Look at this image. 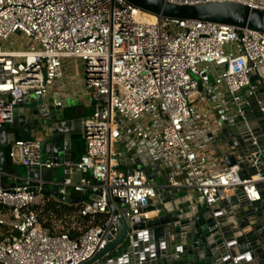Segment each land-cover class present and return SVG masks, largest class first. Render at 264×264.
I'll list each match as a JSON object with an SVG mask.
<instances>
[{
    "label": "built area",
    "instance_id": "obj_1",
    "mask_svg": "<svg viewBox=\"0 0 264 264\" xmlns=\"http://www.w3.org/2000/svg\"><path fill=\"white\" fill-rule=\"evenodd\" d=\"M162 1L236 3L264 11V0ZM15 36L26 40L25 49H15ZM68 60L81 67L93 106L82 124L85 153L78 162L64 164L69 170L63 182L25 178L9 188L1 186L6 173L0 153V264L91 260L105 249L111 232L118 233L109 198L113 204L115 198L125 201L131 226L157 215L144 209L159 188L190 191L208 207L238 191L249 203L261 200L258 184L264 178H243L238 165L227 167L209 134L215 136L224 120H234L229 108L237 106L234 112L243 116L240 98L252 99L264 83L263 33L165 18L126 0H0V130L13 122L15 106L32 96H48L64 79ZM258 104L263 107L264 99ZM56 106L63 108L60 101ZM119 144L131 154L135 167L129 173L123 170ZM7 154L25 168L62 166L43 161L40 139L16 140ZM152 163L168 170L166 184L148 179L142 167ZM76 170L82 178L72 183L69 176ZM49 187L58 188L55 198L66 203L73 194L99 193L98 201L88 198L75 205L82 216L105 215L106 222L79 239L52 233L35 211ZM134 233L131 229L126 237L130 246Z\"/></svg>",
    "mask_w": 264,
    "mask_h": 264
},
{
    "label": "water",
    "instance_id": "obj_2",
    "mask_svg": "<svg viewBox=\"0 0 264 264\" xmlns=\"http://www.w3.org/2000/svg\"><path fill=\"white\" fill-rule=\"evenodd\" d=\"M126 1L147 13L165 18L224 24L264 34V11L241 4L181 6L162 0ZM251 81L255 82L256 78L251 77ZM259 99H264V83L258 84V91L252 99L240 98L243 116L234 112L237 106L229 108V115H236L234 120L223 121L217 139L209 134L227 167L238 165L243 178L258 175L264 178V106H259ZM58 102V97L32 96L14 107L13 122L0 130L3 170L5 147L18 137L26 142L38 137L45 142L46 161L60 162L62 166L50 170L28 167L25 168L26 177L47 183L63 182L68 177L65 171L69 167L64 164L74 162L72 137L81 135L84 138L82 124L88 117L69 120L63 108L56 106ZM7 127L14 132L9 133ZM118 150L122 166L129 169L130 152L123 144H119ZM142 170L152 183L166 184L168 180L167 172L160 170L159 163L142 167ZM69 177L72 183H79L82 173L76 170ZM258 187L260 201L249 203L246 195L238 191L210 207L199 204L197 195L190 191L159 188L156 197L150 199L144 209V212H157V215L134 226L126 218L128 207L125 201L115 198L113 204L109 198V211L117 217L118 233L112 231L105 249L84 264H264V181ZM48 193L59 195L58 188L49 187L42 191L43 195ZM80 197L98 201L100 194L84 192ZM66 201L78 204L77 200L68 198ZM131 229L135 231L134 243L125 245Z\"/></svg>",
    "mask_w": 264,
    "mask_h": 264
},
{
    "label": "crops",
    "instance_id": "obj_3",
    "mask_svg": "<svg viewBox=\"0 0 264 264\" xmlns=\"http://www.w3.org/2000/svg\"><path fill=\"white\" fill-rule=\"evenodd\" d=\"M223 96H224V92ZM49 98L58 97L59 101L63 104V111L64 115H69V118L67 119H81L85 118L81 116L82 114H85L84 110L92 106L89 96L87 95L85 91V87L82 81V70L79 64L75 61L68 60L65 63V69H64V79L61 82H58L55 87L51 90V92L48 94ZM72 101L73 103L77 104L78 106L82 107V109H79V107L75 106V109L73 111H70L69 103ZM7 131L9 133L14 132L10 128H7ZM17 134V132H15ZM79 135H74L72 138ZM215 138L218 137L215 135ZM34 139H39L38 137H35ZM17 140H21L20 137L17 138ZM73 140V139H72ZM216 155L221 156L217 148H213ZM5 153H8L9 146L4 148ZM80 150V147L73 143L71 145V154L73 156L74 162H78L80 158H78V151ZM82 155L85 153V146L84 149L81 151ZM81 155V156H82ZM5 167L8 169L7 174H4L1 180V186L9 188L12 186L13 183L16 181H19L20 179L27 178L25 175V167H23L20 164L12 162L8 157H6V163ZM135 167V166H134ZM133 166L128 169L125 166H123L124 171L133 170ZM161 171H165L162 168H160ZM166 172V171H165ZM157 174V172H156ZM169 174V172H167ZM158 178V175H157ZM4 180V184H2ZM55 181V180H54ZM79 198L80 196L77 194L72 195V199ZM83 198V203L88 202L89 199L86 197Z\"/></svg>",
    "mask_w": 264,
    "mask_h": 264
},
{
    "label": "trees",
    "instance_id": "obj_4",
    "mask_svg": "<svg viewBox=\"0 0 264 264\" xmlns=\"http://www.w3.org/2000/svg\"><path fill=\"white\" fill-rule=\"evenodd\" d=\"M6 157L8 154L5 153V163ZM35 211L45 228L56 234L66 233L72 239H79L89 228L102 225L107 220L105 215L82 216L80 206L57 199L53 193L44 194Z\"/></svg>",
    "mask_w": 264,
    "mask_h": 264
},
{
    "label": "rangeland",
    "instance_id": "obj_5",
    "mask_svg": "<svg viewBox=\"0 0 264 264\" xmlns=\"http://www.w3.org/2000/svg\"><path fill=\"white\" fill-rule=\"evenodd\" d=\"M11 41L16 46L18 45L17 47H15V49H25L26 48L27 44H26V40L24 38H18V36H15L14 38L11 39ZM75 106L79 107V109L83 110L82 107H80L77 104H75L72 101H70V103H69L70 111H73L75 109ZM84 112H85V114H82L81 115L82 117H83V115H84L85 118L86 117H91L92 114H93V106H91L89 108V110H88V108L85 109ZM217 117H220V115L217 114ZM66 118H69V115H66ZM7 128H9V127H7ZM72 141H73V143L75 145L77 144L80 147V150L78 151V156H77L78 158H80L81 155H82L81 151L84 149V146H85V139L81 135H79V136H75ZM126 145H127V143L125 142V146ZM44 146H45V142L42 141V159H43V161L46 160L45 159L46 157H45V148H44ZM58 163H60V162H58ZM3 172L7 173L8 169L5 167V170H3ZM166 172H168V170ZM84 175H85L86 178L91 179V175L89 173H85ZM2 184H4V180H3ZM14 184H16V183H13L12 185H14ZM72 200H77L78 203H83V198H81V197H79V198L77 197V198L72 199ZM125 245H128V241L125 242Z\"/></svg>",
    "mask_w": 264,
    "mask_h": 264
}]
</instances>
